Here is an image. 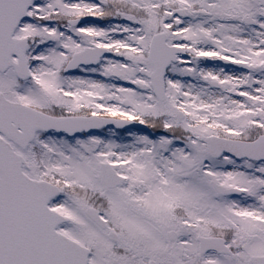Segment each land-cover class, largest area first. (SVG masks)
Returning <instances> with one entry per match:
<instances>
[{"label":"snow or ice","instance_id":"6c2138e0","mask_svg":"<svg viewBox=\"0 0 264 264\" xmlns=\"http://www.w3.org/2000/svg\"><path fill=\"white\" fill-rule=\"evenodd\" d=\"M0 264H264V0H0Z\"/></svg>","mask_w":264,"mask_h":264}]
</instances>
